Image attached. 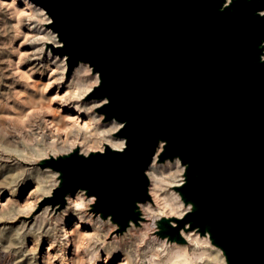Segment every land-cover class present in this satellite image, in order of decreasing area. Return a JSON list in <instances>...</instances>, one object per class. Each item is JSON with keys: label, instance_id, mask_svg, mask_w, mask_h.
<instances>
[{"label": "water", "instance_id": "1", "mask_svg": "<svg viewBox=\"0 0 264 264\" xmlns=\"http://www.w3.org/2000/svg\"><path fill=\"white\" fill-rule=\"evenodd\" d=\"M34 2L54 19L69 70L84 62L101 74L91 96L110 100L98 112L126 121L128 140L123 155L84 160L75 148L50 162L63 184L43 204L58 211L66 193L87 189L98 197L93 211L123 230L139 219L135 203L151 200L143 173L153 158L179 157L187 184L174 189L195 206L186 221L211 233L229 264H264V0H233L224 12L225 0ZM158 223V236L183 227L176 217Z\"/></svg>", "mask_w": 264, "mask_h": 264}, {"label": "clouds", "instance_id": "2", "mask_svg": "<svg viewBox=\"0 0 264 264\" xmlns=\"http://www.w3.org/2000/svg\"><path fill=\"white\" fill-rule=\"evenodd\" d=\"M248 2L252 3L253 0H248ZM15 3L16 0H12V3L7 5V7L14 8ZM232 4L233 0H225L220 11L224 12L228 10ZM4 6V0H0V7ZM16 11L21 10L16 9ZM22 14L40 24L50 25L45 35L35 36L29 42H44L54 46L49 54L50 56H54L56 61H60L58 70L61 72V75L52 83L61 82L64 78L63 71L65 70V64L69 67V57L64 55L61 61L60 55L53 54V49L61 50L65 47L64 43L59 39V34L52 28L55 23L54 19L50 17L45 9L35 3L34 0H23ZM256 16L260 19H264V10H257ZM260 47L264 49V42L261 43ZM37 51L43 52L44 49L40 48ZM259 59L260 62L264 64V54H262ZM80 67H84L85 69L80 73L81 76H92L94 73V77L90 82V86L83 90V95H80L81 89L77 88L75 90L72 97L73 99H83L84 96H88V94L93 91V88L96 90L100 88L103 83L101 74L95 72L90 64L78 62L74 69ZM15 95L16 98L19 99L24 96L25 93H16ZM20 102L28 107H35L41 103H48L44 101L43 98L38 101L29 99L21 100ZM88 103L91 107L81 108L77 105V110L81 112H92L96 108L101 110L110 104V100L108 98H103L98 101L93 99L91 101L88 100ZM0 106L7 107L8 105L4 101H0ZM12 111L16 112L17 110L13 108ZM98 116L103 118L104 122L109 126V132L101 133L100 135L108 136L109 138H105L101 142H95L87 137L78 136L71 140L69 147H65V141L63 140H58L56 138L46 139V129L41 128L40 125L52 127L53 125L49 121L41 120L39 124L32 122L28 126H24V121L27 117L19 112H17L15 117L0 115V121L10 122L9 125L0 123V167L13 166L11 168L10 178L7 181L0 182V189L7 188L11 192L17 193L22 183L27 180H34L38 183L41 195L43 197H50L51 200H53L55 199V193L62 187L63 174L53 169L50 166V162H56L60 160L61 157H70L73 149L77 146L81 149L77 155L84 160H88L93 156L91 153H101V156L106 155L109 152L108 149H111V152L114 154L123 155L128 149V140L120 134L127 127V122H119L115 118L108 121L106 115L100 114V111ZM13 121L16 123H12ZM17 124L19 126H17ZM117 133H119V135H116ZM9 136H14L18 139L9 140ZM166 147V141H159L155 152L162 151L165 154ZM20 161L32 165L41 161H48V163L40 168L16 167L17 163ZM162 163H169L173 166L174 170L169 173V176L176 178V185L183 187L187 184V165H184L179 157L173 159L165 158ZM154 168L155 165H153V169ZM143 175L144 177L147 176L151 181H156L158 179L157 173L154 170L146 169ZM42 178L43 182L41 183L40 181ZM149 191H151V189H149ZM97 203L98 197L95 195L90 196L87 189H77L74 193H66L64 195L62 205H55V207L64 209L65 214L68 210H71L72 216L75 218L74 224L76 226H79V224H88L93 227V240L90 242L85 253L87 264H97V261L101 260L102 250L108 248H111L112 251L121 250L119 247H112L109 245L106 239L108 232L116 228L121 230L120 225L114 221L111 215L105 218L102 213L93 211ZM12 204L15 210L13 216L18 218L19 214H22V206L16 201H13ZM53 207L52 204L46 207L44 213L45 217L52 211ZM135 210L139 219L128 221L125 227L127 228L125 235L136 234V241L134 245L125 252L124 257L117 261V264H206L205 257L200 251H190L183 246L181 235H186L187 230H192L199 234H201V231L198 227L194 228L191 222L186 221L185 217H189L194 213L195 206L192 203H186L180 192L171 193L170 199L167 196L163 197L160 205L155 209H153L147 201H138L135 203ZM145 213H147V215H144ZM165 216L176 217L182 220L183 227H181V225L175 226L177 232L169 233L167 236L153 235V233L157 232L162 233L163 230L158 221ZM142 218L147 220L148 223L141 227H137V221ZM4 219L5 215L0 212V223H3ZM63 224L64 221L60 220V224L56 226V231H54L53 228L45 230L43 224L39 226L33 224L31 227L24 224L7 238L4 236V232L7 230L0 229V264H8V259L12 256H20V259L13 261V264H23V260L26 259L30 253L24 251L22 256L20 253L24 250L27 237L29 236L33 237V242L36 244H39L44 236H48L52 246L60 244L62 247H66V240L69 233L66 225L64 227L60 226ZM171 226L172 225H170V227ZM125 228L121 231H124ZM5 239H7V243H3ZM188 239L191 240L192 237L188 236ZM196 239L200 241L199 247L211 249L212 253H214L212 257L213 264H229L225 252L214 245L211 233L205 232L197 236ZM170 240L178 241L179 243L170 242ZM108 255L111 256V252H108ZM29 264H34V262L29 260ZM72 264H81V260L76 259L72 261Z\"/></svg>", "mask_w": 264, "mask_h": 264}, {"label": "rangeland", "instance_id": "3", "mask_svg": "<svg viewBox=\"0 0 264 264\" xmlns=\"http://www.w3.org/2000/svg\"><path fill=\"white\" fill-rule=\"evenodd\" d=\"M12 0H4V7H0V101H4L8 106L3 107L0 106V115L3 116H13L12 112H8V107L11 103L15 102L16 93H26L29 96H34L35 98L39 97L41 92L47 85H52L53 81L57 80V75L54 73L57 71L58 64L60 61H55V59H51L47 63L44 62L43 67L39 68L37 65L34 64L33 59L37 58L41 53L43 54V59L47 54V47L46 44L44 45V51L39 52L38 49L42 48V43H30L29 41L35 36H41L46 34L47 30L50 28V25L40 24L37 21H33L30 17L22 14L23 9V0H16L14 8L7 7L10 5ZM19 9L21 11H16ZM18 26V27H14ZM54 47V46H53ZM51 47L50 50L53 48ZM49 50V52H50ZM59 50V49H57ZM53 49L54 55H60V60H63V55L60 54V50L57 51ZM40 53V54H39ZM54 57V56H51ZM55 61V62H54ZM47 64V65H46ZM74 67L69 70L67 64H65V71H64V80L68 82L70 79V75L73 73ZM94 73L92 76H84L83 78L86 81L93 79ZM52 83V84H51ZM37 84V85H36ZM45 87H44V86ZM56 85V84H55ZM35 87V88H34ZM43 88V89H42ZM40 89L42 91H40ZM45 94H43L45 100L47 101L50 99V102L47 101V104H43V109L35 107L32 109L39 113V116H33L35 120H31L25 126L29 125L32 122H36L39 124L42 118L44 120L49 121L51 116L55 115L61 118H67L69 120H77L79 124L82 125L83 121H86V115L82 114L81 112L77 111L74 106H65L61 103L60 97L64 95L66 89L63 87H58V85L54 87H49L44 90ZM92 93V92H91ZM90 93V94H91ZM52 99V101H51ZM98 100L101 98H96L91 95L87 98L84 96L83 99H80L81 104H87L88 107L90 104L88 100ZM16 104V103H15ZM51 104V105H50ZM20 105L19 103L16 106ZM44 105L46 106L44 107ZM49 110H45L48 109ZM84 107V106H83ZM98 109H94L92 112H87L86 114H91V117L94 119H98L97 121L100 128L99 130L108 129L109 126L103 121V118L98 116ZM31 110V109H30ZM39 112H38V111ZM42 114H41V111ZM45 110V111H44ZM52 110V111H50ZM58 110V111H57ZM28 109H26V112ZM32 111V112H33ZM47 111V112H46ZM57 111V112H56ZM29 112V111H28ZM31 112V111H30ZM29 112V113H30ZM31 112V113H32ZM44 112V113H43ZM54 112V113H53ZM62 115V116H61ZM42 116V117H41ZM41 117V118H40ZM40 118V120L38 119ZM66 119V120H67ZM39 121V122H38ZM5 125H9V121H0ZM12 123H16L15 121ZM66 125V123H64ZM63 124V126H64ZM17 126H19L17 124ZM41 128H46L45 125H40ZM70 127L66 125L62 131L59 133L60 140L65 141V147L70 146V142L73 138H75V131L74 133L66 134L67 128ZM48 128V127H47ZM46 128V130H48ZM68 132V130H67ZM101 134V133H100ZM98 135H91L88 131L85 132V135L95 142H101L105 138H109L108 136H101ZM53 136L54 133H51L50 136ZM50 136H46L50 138ZM114 138V137H113ZM18 139L14 136H9V140ZM79 152L80 147L77 146ZM153 165L155 168L153 169ZM13 166L9 165L8 167H0V182L7 181L11 175V168ZM16 167L19 168H40L38 163L35 165L18 162ZM147 170H154L157 173L158 179L156 181H151L149 178V185H148V192L151 197L150 201H147L148 204H151L153 209L158 207V204L155 200V192L163 197H169L170 194L173 192H177L174 187L175 185L171 184V180L175 177H170L169 173L172 172L173 166L169 163H158L155 159L153 163L147 168ZM43 180V178H42ZM36 181L34 180H27L26 182L22 183L19 186V191L17 193L11 192L7 188L0 189V212L5 215V219L3 223H0V229H6L7 231L4 232V236L7 238L12 235L20 226L27 224L31 227L33 224L39 226L40 224L44 225L45 230L48 228H53L54 231L57 230V225L60 224V220L64 221L61 227L67 226L68 236L66 240V247H62L60 244L55 246L51 245L50 238L48 236H44L43 239L40 240L39 244L33 242V237H27V241L25 244L24 250L20 253L23 255V252L26 251L29 256L23 260V264H29V260H32L34 264H72V261L76 259L81 260V264H87L86 262V250L93 240L88 238L91 233L94 231L91 225L82 226L78 228V233H73L74 224V217L69 218L64 213V209H60L58 211L52 209L51 212L47 214V217L41 212L44 211L48 205L43 204L44 197L41 195V192L33 193L32 189H34ZM151 189V191H149ZM40 200L36 203L35 209L37 213L35 215H31L25 217L24 215L27 213L28 203H34L37 199ZM35 199V200H34ZM18 202L22 208L21 213L19 214L18 218L13 216V212L15 211L13 208L12 202ZM27 204V205H26ZM25 211V212H24ZM25 213V214H24ZM167 217V216H165ZM27 222H23L26 221ZM148 221L144 220L143 218L139 221L137 227H141L144 224H147ZM175 225V223H172ZM192 231V230H191ZM127 229L121 233L116 234L115 229L108 232L106 239L107 242H114V245L119 248H124L126 246L127 237L129 235H125ZM153 235L158 236L157 233H153ZM74 238V240H73ZM79 240V241H78ZM78 241V242H77ZM75 242V243H74ZM77 242V243H76ZM3 243H7V239L3 241ZM184 243V242H183ZM16 251V250H13ZM105 254L101 251V260L97 261V264H117L119 259H122L123 256L121 255V251H113L111 256ZM20 256H12L8 259V264H13V261L19 260Z\"/></svg>", "mask_w": 264, "mask_h": 264}, {"label": "bare ground", "instance_id": "4", "mask_svg": "<svg viewBox=\"0 0 264 264\" xmlns=\"http://www.w3.org/2000/svg\"><path fill=\"white\" fill-rule=\"evenodd\" d=\"M47 33V32H46ZM43 35H45V34H43ZM61 41V40H60ZM42 43V48H44V45L46 44V43H44V42H41ZM46 47H47V54H46V56L44 57V59L42 58L43 57V54L41 53H39L40 55L37 57V58H35V61H34V59H33V62H34V64L35 65H37L39 68H42L43 67V64H44V62L45 63H47V62H51V59H55V57H51L50 56V52H49V50H50V48L51 47H53V45H51V44H46ZM56 61V60H55ZM54 61V62H55ZM52 64H53V62H51ZM47 65V64H46ZM77 66V65H76ZM57 67V71L56 72H54L56 75H57V77H59L60 75H61V72L58 70V66H56ZM85 69H84V67H80V68H78V69H74L73 70V73L70 75V79L68 80V82H66L65 80H64V78H63V80L61 81V82H58V83H51L52 85H47L46 86V88H42L43 89V91L40 89V91H42L41 92V94L39 95V97H37V98H35V95L34 96H29L28 94H26L25 93V95L24 96H22V97H20L19 99H17V98H15V102H13V103H11V105L8 107V112H12L13 113V115H14V117L17 115V112H19L20 114H22V115H25L26 117H27V119L24 121V126H25V124H27L28 122H30L32 119L33 120H35L36 121V119H34V117L35 116H39L40 114L39 113H37L36 111H33L32 109L34 108V110H35V107L37 108L38 107V109H40V108H42L43 109V104L41 103V104H38V105H36L35 107H28V106H25V104H23V103H21L20 101L21 100H29V99H32L33 101H38V100H41V98H43V100H45V98H44V96H43V94H45V89H47V88H49V87H54V86H56V85H58V87L60 88V87H63V88H65L66 89V91H65V93H64V95H62L61 97H60V101H61V103L63 104V105H65V106H74L75 108H76V106L78 105L79 107H81V108H88V107H91V105H89L88 107L86 106L87 104H81L80 103V99H73L72 97H73V95H74V93H75V90L77 89V88H79V89H81L82 91L80 92V95H83V90L84 89H87L89 86H90V82L92 81V79L91 80H89V81H86L83 77L84 76H81L80 75V73L81 72H83ZM65 71V70H64ZM64 71H63V77H64ZM58 79V78H57ZM56 84V85H55ZM37 85V84H36ZM44 86V85H43ZM45 87V86H44ZM35 88V87H34ZM94 89V88H93ZM91 93V92H90ZM88 94V96H86L87 98L89 97V95H91V94ZM101 99H103V98H101ZM98 100H100V99H98ZM97 100V101H98ZM47 101H49L50 102V99H48ZM51 101H52V99H51ZM20 104V105H18V106H16V104ZM51 105V104H50ZM46 105H44V107H45ZM84 106V107H83ZM16 109L17 111L16 112H14V111H12V109ZM46 108H47V106H46ZM26 109H28V111L30 112H26ZM31 109V110H30ZM77 109V108H76ZM45 110H49V107H48V109H45ZM44 110V111H45ZM38 111V110H37ZM41 111V110H40ZM50 111H52V110H50ZM58 111V110H57ZM56 111V112H57ZM78 111V110H77ZM39 112V111H38ZM47 112V111H46ZM79 112H81V111H79ZM44 113V112H43ZM54 113V112H53ZM82 114H84V115H86V117H87V119H86V121H83L82 122V125L81 124H79V122L77 121V120H69V119H65L64 117L63 118H61V117H58V116H56L55 115V113H54V115H52L51 116V118H50V120H49V122L53 125L52 127H48L47 125H45V127L48 129V130H46V132H45V136H50V134L51 133H54V135L52 136H50V138H56V139H58V140H60V138H59V133L61 132L62 133V131H63V129H64V127L66 126V125H68V126H70V127H68L67 128V130H68V132H67V130H66V134H70V133H74V131H75V136L76 137H78V136H83V137H87L86 135H85V132H89L91 135L93 134L94 136L95 135H98V134H100V133H108L109 132V128L108 129H105V130H99V128H100V126H99V124H98V120H99V118L98 119H94L93 117H91V114H86L87 113V111H84V112H81ZM41 114H42V111H41ZM34 116V117H33ZM62 116V115H61ZM42 117V116H41ZM40 117V118H41ZM36 118V117H35ZM40 118L38 119V120H40ZM45 118V117H44ZM44 118H42L41 120H44ZM14 122V121H13ZM39 122V121H38ZM64 123H66V125L64 124ZM63 124H64V126H63ZM27 126V125H26ZM44 128V127H43ZM45 128V129H46ZM104 137V136H103ZM47 138V137H46ZM87 138H89V136L87 137ZM90 139V138H89ZM90 140H92V139H90ZM155 159H156V157H154L153 158V160L151 161V163H153L154 161H155ZM21 162H23V161H21ZM175 181H176V178H173V180H171V184H173V185H175V186H178V185H176V183H175ZM41 183L43 182V180L41 179V181H40ZM40 190H39V187H38V183H37V181H36V184H35V187H34V189H32V192L33 193H37V192H39ZM72 193H74V192H72ZM35 200V199H34ZM40 200V198L39 199H37L36 200V202H34V203H31V202H29L28 203V211H27V213L24 215L25 217H27V216H30L31 217V215H35V213H37V210L35 209V205H36V203L38 202ZM155 200H156V202H157V204H158V206L160 205V203H161V200H162V198H161V196L160 195H158L156 192H155ZM27 205V204H26ZM151 205V204H150ZM45 209L46 208H44V211L43 212H41V213H45ZM25 212V211H24ZM64 213H65V210H64ZM67 215V217L69 216V218H71V217H73L72 216V212H71V210H68L67 211V213H66ZM144 215H147V213H145ZM23 222H27V220L26 221H23ZM171 223H174V221H171ZM82 226H87V224H79V226H74V230H73V233L75 234V233H78V228L79 227H82ZM108 234V233H107ZM200 234L199 233H196V232H193V231H187V234L186 235H182V237L184 238V243H183V246L185 247V248H187L188 250H190V251H192V250H197V251H200L202 254H203V256L205 257V260H206V264H213V260H212V257H213V255H214V253H212V251H211V249H205V248H203V247H199V245H200V241H198L197 239H196V237L197 236H199ZM188 236H191L192 237V239L191 240H189L188 239ZM46 237V236H45ZM88 238H91V239H93V232L91 233V235L88 237ZM73 240H74V238H73ZM79 241V240H78ZM77 241V242H78ZM135 241H136V234H129V236L127 237V242H126V246L124 247V248H120L121 250V255L124 257V255H125V252H127L128 250H129V248H131L133 245H134V243H135ZM76 242V243H77ZM75 243V242H74ZM67 244V243H66ZM108 244L109 245H111L112 247H116L115 245H114V242H108ZM105 254H107L108 255V252H113L112 250H111V248H108V249H106V250H102ZM109 257V256H108Z\"/></svg>", "mask_w": 264, "mask_h": 264}]
</instances>
